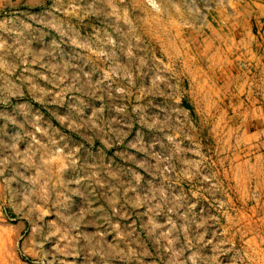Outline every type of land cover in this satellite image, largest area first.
<instances>
[{
  "label": "rangeland",
  "instance_id": "rangeland-1",
  "mask_svg": "<svg viewBox=\"0 0 264 264\" xmlns=\"http://www.w3.org/2000/svg\"><path fill=\"white\" fill-rule=\"evenodd\" d=\"M0 264H264V0H0Z\"/></svg>",
  "mask_w": 264,
  "mask_h": 264
}]
</instances>
